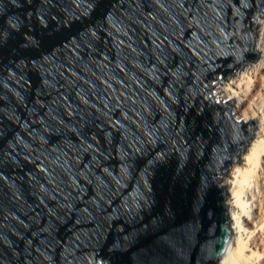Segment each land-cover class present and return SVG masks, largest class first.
<instances>
[{
	"label": "water",
	"instance_id": "water-1",
	"mask_svg": "<svg viewBox=\"0 0 264 264\" xmlns=\"http://www.w3.org/2000/svg\"><path fill=\"white\" fill-rule=\"evenodd\" d=\"M264 0H0V264H218L220 174L257 119L221 76Z\"/></svg>",
	"mask_w": 264,
	"mask_h": 264
},
{
	"label": "bare ground",
	"instance_id": "bare-ground-1",
	"mask_svg": "<svg viewBox=\"0 0 264 264\" xmlns=\"http://www.w3.org/2000/svg\"><path fill=\"white\" fill-rule=\"evenodd\" d=\"M255 24L258 29L254 51L263 52L262 58L259 62L248 64L242 70L235 71L233 73L235 77L227 84L218 86L219 97H222V100L217 102L225 103L224 98L228 101V98L233 96L237 98V102L232 111L239 113L238 117L258 115L262 121V129L258 132L259 135L249 152L243 153V161L233 163L230 177L225 183L220 182L218 185L222 189L228 184L234 185L235 210L232 214L233 220L230 215L228 220L233 221L237 229V232L231 229L232 238L229 248L218 264H264V259L260 260L264 254V17L256 19ZM220 79L217 83L221 82ZM253 183H255L254 191ZM254 201L258 210L256 213L255 209V214H251L249 209H253ZM250 203L251 208L247 207ZM242 222L245 224L243 225ZM250 248L251 251L248 253Z\"/></svg>",
	"mask_w": 264,
	"mask_h": 264
},
{
	"label": "rangeland",
	"instance_id": "rangeland-1",
	"mask_svg": "<svg viewBox=\"0 0 264 264\" xmlns=\"http://www.w3.org/2000/svg\"><path fill=\"white\" fill-rule=\"evenodd\" d=\"M257 29H258V26H257ZM257 29H256V31H257ZM259 53H260V59H261L262 58V55H263V52H259ZM259 60L257 62H259ZM221 77H222V79H220V80H221L222 83L221 82L217 83L218 81H215V84L212 87V90L214 89L213 90V93H212L214 99L215 100H220V101L222 100V97L221 98L219 97L220 96V93L218 92V86H220L221 84H227L231 80V78L235 77V74H231V75H227V76H221ZM232 98H234L236 100V102H237V98H235L233 96H231L230 98H228V101L231 100ZM225 99L226 98H224L223 101L227 102ZM235 113H236L235 111H232L233 118L237 122H248V121H251V120H254V119H257V122H258L257 130H256V135H255L253 141L250 143V145L246 149H244L242 151V154L240 152L239 155H238V158L242 162L243 161L244 154L247 153V152H249V149H251V146H253V143H254L255 139L259 135L258 132L262 129V121H261V119H260V117L258 115H256L255 117H249V116H240V117H238L239 116V113H236V114ZM241 162H239V163H241ZM231 172H232V166L227 170V172L225 174H220L219 175V178L221 179V183H225L226 182V180L230 177ZM253 184L254 185L252 186V184H251V186L253 187L252 189L254 191V189H255V183H253ZM224 186H226V185H224ZM233 186L234 185H229L228 184L227 187H224V189H223L224 192H225V195H226V198L224 200V204L226 206H228V215H230V217H232V220H233V215L232 214H234V210H235L233 208V202H234ZM255 192L257 193V190ZM249 193H251V192H249ZM252 200H250V202H253ZM253 205H254L253 206V209L251 208V203L247 205V207L251 208V209H249V211H250L251 214H255V209L257 208V204H256L255 201H254ZM257 210L258 209H256V213H257ZM242 224L244 225L245 223L242 222ZM230 225L232 227L231 229L234 232H237V229L235 228L236 225L234 224L233 221L232 222L230 221ZM234 235H235V233H234ZM250 251H251V248L249 249L248 253H250ZM263 259H264V254L260 257V260H263Z\"/></svg>",
	"mask_w": 264,
	"mask_h": 264
}]
</instances>
